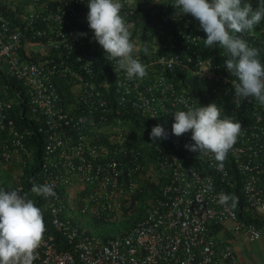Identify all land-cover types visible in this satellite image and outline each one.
<instances>
[{
  "label": "built area",
  "instance_id": "1",
  "mask_svg": "<svg viewBox=\"0 0 264 264\" xmlns=\"http://www.w3.org/2000/svg\"><path fill=\"white\" fill-rule=\"evenodd\" d=\"M169 3L123 0L148 66L136 81L92 40L86 0H0V187L19 189L43 210L34 264H239L232 243L212 229L250 242L262 236L264 105L234 103L223 50L205 48L198 21L176 16ZM239 35L264 56V22ZM60 81L69 86L65 106ZM181 98L215 102L240 122L223 167L185 149L190 133L171 135ZM157 124L169 132L159 143L148 139ZM34 134L43 136L42 159L31 174ZM33 183H51L55 196H36ZM148 184L160 188L141 217L126 230L96 234V221L118 226L134 217V198ZM221 193L234 201L220 204Z\"/></svg>",
  "mask_w": 264,
  "mask_h": 264
},
{
  "label": "clouds",
  "instance_id": "2",
  "mask_svg": "<svg viewBox=\"0 0 264 264\" xmlns=\"http://www.w3.org/2000/svg\"><path fill=\"white\" fill-rule=\"evenodd\" d=\"M167 5L175 10L176 16L190 15L198 21L206 36L205 48L223 50L224 68L232 78L234 103L254 99L264 105L262 50L239 35L254 34L264 22V0H255V7L250 0H170ZM86 6L92 40L103 50L105 58L115 61L117 71L122 70L129 80L145 78L148 66L137 55L138 45L132 38L131 25L122 14L123 0H86ZM143 51L147 54L148 48L144 47ZM207 63L210 66L211 60ZM179 103L183 109L171 113V135L180 137L190 133L191 143L185 144V149L198 152V156H210L218 167H223L227 154L242 134L240 122L224 115L222 107L215 102L190 105L181 98ZM152 118H156L155 114ZM168 136V130L160 124L149 132V139L158 143ZM30 191L45 198L55 196L51 183H33ZM230 199L235 198L221 193L218 202L227 205ZM44 232V213L35 200L21 194L19 189L0 187V264H34Z\"/></svg>",
  "mask_w": 264,
  "mask_h": 264
},
{
  "label": "trees",
  "instance_id": "3",
  "mask_svg": "<svg viewBox=\"0 0 264 264\" xmlns=\"http://www.w3.org/2000/svg\"><path fill=\"white\" fill-rule=\"evenodd\" d=\"M190 83L192 84L193 87H195L194 89H200V91H202L204 89L203 86L200 85V83L195 81V80H190ZM59 87H60V90L62 92L61 94H62L64 106H65L66 103L71 101L69 86L66 84L65 81H60ZM148 135H149V133H148ZM148 139H149V136H148ZM141 141H143V138ZM30 142H31V146L33 148V152H32L33 162L31 165L30 173L34 174L37 171L38 165L42 159L41 154H42L43 136L41 134L31 135ZM142 149L148 150L147 145H144V143H143ZM148 154L151 157L154 156V154L152 153L151 150L148 151ZM2 176L0 175V183L2 180ZM159 188H160V185L148 184L146 187L147 191L144 192L143 194H138L134 198V202H136V203H134V202L133 203L135 205L136 215L134 217H132L131 219L129 218L126 223L119 225V226H121L120 228H117L116 225H113V224L104 225L102 222L96 221L93 224H91L93 230L96 232V234H98L100 236H109V235H112V234L116 233L117 231H119V229L120 230L128 229L130 227V223H132L133 221H135L139 217H141V214L144 212L143 204L146 202V200L148 198L150 199V198L154 197L155 195H157ZM263 226H264V224H263ZM216 231L217 230L215 228L212 229V233L214 235H215Z\"/></svg>",
  "mask_w": 264,
  "mask_h": 264
},
{
  "label": "crops",
  "instance_id": "4",
  "mask_svg": "<svg viewBox=\"0 0 264 264\" xmlns=\"http://www.w3.org/2000/svg\"><path fill=\"white\" fill-rule=\"evenodd\" d=\"M218 241L231 242L239 264H264V231L262 236L250 242L241 235L234 236L229 229H218L215 233Z\"/></svg>",
  "mask_w": 264,
  "mask_h": 264
},
{
  "label": "rangeland",
  "instance_id": "5",
  "mask_svg": "<svg viewBox=\"0 0 264 264\" xmlns=\"http://www.w3.org/2000/svg\"><path fill=\"white\" fill-rule=\"evenodd\" d=\"M116 227H117V228H120L121 226L118 225V226H116ZM119 230H120V229H119Z\"/></svg>",
  "mask_w": 264,
  "mask_h": 264
}]
</instances>
